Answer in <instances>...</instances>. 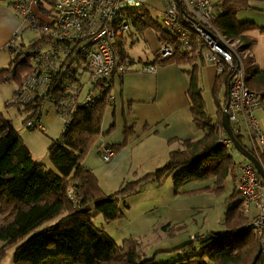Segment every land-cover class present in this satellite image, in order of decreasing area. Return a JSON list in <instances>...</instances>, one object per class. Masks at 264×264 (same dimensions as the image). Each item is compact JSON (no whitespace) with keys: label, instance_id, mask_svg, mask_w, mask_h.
Listing matches in <instances>:
<instances>
[{"label":"trees","instance_id":"16d2710c","mask_svg":"<svg viewBox=\"0 0 264 264\" xmlns=\"http://www.w3.org/2000/svg\"><path fill=\"white\" fill-rule=\"evenodd\" d=\"M214 6L217 12L212 26L229 38L240 39L243 49L250 51L253 44L246 33L256 28L263 32L264 27H257L253 21L236 20L237 12L253 9L248 1L220 0ZM128 16L137 32L148 28L155 33L159 44H169L173 49L168 58L156 64L152 61L141 70L149 65L179 66L198 61L194 55L195 37L187 36L186 44L182 33L161 23L156 25L146 14L133 11L126 13ZM84 41L64 43L61 56L44 60L39 47L52 44V40L42 35L30 47L23 45L18 51L9 50L11 65L0 71V83L11 81L18 86L14 93L17 102L11 105L22 106L28 114L25 119L28 129L38 128L41 104L45 100H50L56 114L64 119L60 138L47 151L48 168L33 159L12 121L0 111V242L3 243L0 251L14 248V264H156L153 258L146 257L136 241L126 240L121 247L117 246L105 230L94 225L93 219L101 216L109 223L122 217L120 200L125 193L128 196L137 192L143 182L161 184L169 177L176 185L211 181L212 192L224 191V181L233 174L235 163L233 146L229 152L220 143L225 133L220 116L227 103L233 72L225 69L216 75L212 94L218 119L214 122L206 111L194 67L186 71L190 79L186 96L192 123L204 135L197 141H183L182 149L172 151L157 173L147 174L128 189L107 195L85 160L103 137L102 123L106 108L113 103L108 102L113 85L106 79L91 82L84 64L87 48ZM116 42L120 59L130 68L133 62L127 57L125 37ZM245 64L247 88L264 100V68L255 65L252 58L246 59ZM85 75L87 88L82 78ZM223 85L226 92L220 100ZM88 95L93 96V103H83ZM236 138L244 146L240 136ZM112 148L116 152L121 149ZM239 196L235 187L229 199L236 200ZM246 215L244 201L228 208L222 219L223 233L194 235L187 245L176 248L173 252L176 259L169 264H252L264 243V232L254 228ZM255 264H264V251Z\"/></svg>","mask_w":264,"mask_h":264},{"label":"crops","instance_id":"0c3cea01","mask_svg":"<svg viewBox=\"0 0 264 264\" xmlns=\"http://www.w3.org/2000/svg\"><path fill=\"white\" fill-rule=\"evenodd\" d=\"M5 1L7 0H0V71L7 69L11 65L12 55L8 44L14 40L16 46H23V43H25L23 42V33L30 29L29 21L14 6L17 0H14L15 2L7 1L9 4L4 3ZM247 1L253 9L251 11L246 9L245 13L254 14L255 17L251 21L257 27H264V0ZM40 6L43 7V3ZM246 36L253 44L250 48V57L255 65L263 68L264 31L262 32L256 28L248 31ZM50 45L43 44L41 48L48 49ZM156 54L157 50L151 58L139 59L138 63L127 55L128 59H132L133 66L128 69L123 78L116 79L113 83L111 91L113 103L106 108L104 114L102 123L103 137L95 143L85 160L86 167L94 175L98 176L99 173H104L99 175L104 176L106 173L117 168L129 156L130 151L134 149H141L140 152H148L146 154L150 155L147 157V164H150V167L159 169L168 160V155L181 147L183 141H197L202 138L204 134L200 130H197L192 123L190 106L186 96L190 80L186 71L191 70L192 67L195 69L198 85L202 90L205 108L206 103L203 91L206 87L210 88L214 112L209 113L206 111L214 122L217 121V105L212 94L216 75L212 65H207V63L198 60L191 65H161L152 73L142 71L141 68L143 66L154 61ZM79 73L82 74L81 71ZM87 75L89 76V72H87ZM202 83H206L207 86L202 88ZM2 86L9 89L11 93L9 98H3L1 94ZM17 87L11 81L4 82L3 84L0 83V96L2 97L0 102L3 103L0 105V111L6 119L11 120L8 115L16 110L17 114L21 117L22 123L19 125L13 124L15 129L29 149L33 159L49 168L47 151L52 143L60 138L64 129V119L56 114L50 100H45L41 104L38 128L28 129V124H25L28 114L23 110L22 106L11 105V102H17L16 98H14ZM85 87L87 88L86 85ZM222 98L223 96L220 94L219 99L222 100ZM14 106L21 110L23 114L18 113V109H14ZM225 134L222 136L226 137ZM234 135L236 136L235 133ZM241 140L243 142L244 139L242 138ZM124 142L126 143L125 145L123 144ZM116 146L121 147L117 152L112 148ZM106 149L118 153L108 163H105L101 158ZM157 153H159V156ZM131 157H134V155L131 154ZM244 160L245 162L247 161L246 159ZM233 162L236 168L240 163H243L239 162V159L237 161L234 160V158ZM236 171L238 173L235 172V174H232L233 176L230 175L231 178H234L236 174L238 176V168ZM226 180L224 181V186ZM232 185L234 191L236 186L235 181H232ZM228 199L229 197L227 201H229ZM234 201L235 204L233 206L243 201V199L239 196ZM233 206L230 205L228 208ZM245 211L246 217L251 221L257 216L258 212L255 205L250 206ZM2 246L3 243L0 242V250ZM0 264H14V248L7 249L4 253L0 251Z\"/></svg>","mask_w":264,"mask_h":264},{"label":"built area","instance_id":"2783aa9c","mask_svg":"<svg viewBox=\"0 0 264 264\" xmlns=\"http://www.w3.org/2000/svg\"><path fill=\"white\" fill-rule=\"evenodd\" d=\"M146 0H49L52 3V19L49 23L39 22L31 7L44 4L45 0H17L16 8L29 21V28L38 29L48 36L52 44L48 49L39 47L43 59L58 58L65 50L64 43L82 39L86 43L84 64L89 70L92 83L107 80L111 85L128 72L115 46L118 38L125 37L131 27V19L126 17L129 8H143ZM165 10L161 24L167 29L182 33L183 41L188 44L187 36L195 37V57L212 65L216 75L225 69L232 71L229 81L226 114L231 129L240 138L246 149L259 162L264 170V133L261 131L255 112L264 111V100L246 85L248 74L245 61L250 51L243 49L238 38H229L212 26L216 9L211 0H162ZM128 9V10H127ZM129 14L133 11H129ZM181 21L184 23L183 26ZM9 50L18 51L15 41L9 44ZM169 44L160 43L157 59L163 61L172 54ZM155 65L143 68L152 73ZM45 79L43 80V82ZM93 103L88 95L83 103ZM247 142H246V141ZM220 143L227 149L231 145L227 137H220ZM229 151V150H228ZM230 152V151H229ZM113 151L106 149L103 159L107 162ZM240 179L236 186L244 201L245 209L255 205L257 216L251 225L260 233L264 232V182L253 164L244 161L237 166Z\"/></svg>","mask_w":264,"mask_h":264},{"label":"rangeland","instance_id":"374dc122","mask_svg":"<svg viewBox=\"0 0 264 264\" xmlns=\"http://www.w3.org/2000/svg\"><path fill=\"white\" fill-rule=\"evenodd\" d=\"M7 1L4 3L9 4ZM211 2L217 5L220 0H211ZM164 5L162 0H146L142 9H129V11L131 10V12L134 11L141 15L146 14L147 17L153 19L156 25L160 26L161 17L163 18L162 13L165 10ZM14 6L16 7L17 5L14 4ZM51 9L52 3L49 0H45L43 7L35 6L34 4L32 13L36 14V20L49 23L52 19ZM249 10L251 11V9ZM129 11H125V13ZM245 11L247 10L237 12L235 15L237 21L253 20L252 18L255 15L246 14ZM151 31L147 28L142 33H139L132 26L130 31L125 34V50L136 63L139 62V59L151 58L155 51L157 50L158 52L159 50L160 44L156 40L155 33ZM23 36V42H25L23 45L30 47L34 41L42 36V33L38 29L30 28L23 33ZM59 55L61 56L62 52L58 53V57ZM142 71L144 70L142 69ZM85 81V85L88 86L86 75L84 77ZM205 86H207L206 83H202V88ZM225 89L226 86L223 85V96L226 92ZM1 94L3 98L11 96L9 89L5 87L2 88ZM203 95L206 110L209 113H213L214 109L209 87L205 88ZM1 99L2 97L0 96ZM3 100L5 101V99ZM108 102L111 104L112 96L109 97ZM2 104L0 102V105ZM14 109L18 108L14 106ZM17 111L23 114L21 110L18 109ZM8 117L14 125L22 123L21 117L17 114L16 110L11 112ZM256 118L261 131L264 133L263 109L256 112ZM231 147L230 145L226 149L231 151ZM179 149L181 150L182 147ZM135 150L130 151L125 161H122L123 163L109 173H106L104 176H99L104 173H99L98 176L95 174L98 184L105 194L113 195L121 190L128 189L133 182H136L147 174L157 173L168 162L167 160L159 169H155L150 167V164H147V157L150 155L146 154L148 152H140L141 149ZM117 154L113 151L112 156L109 158L110 160L107 162L103 159L104 155L101 158L105 163H108ZM131 154L134 157H131ZM232 154L234 160L237 161L239 159V162L245 161L235 150ZM234 167L233 173H238L236 166ZM239 179L240 174L238 176L236 174L234 178L229 176L225 182V191L219 193L211 191L214 188L211 181H193L176 185L172 177H169L161 184L157 182H143L139 185L137 192L128 196H126L128 193H125V197L120 200L122 217L106 223L99 216L93 219V223L97 228L105 230L117 246L121 247L126 240L136 241L140 245L141 251L144 252L147 258H153L154 263L169 264L176 259V254L173 253L176 251V248H182L187 245L194 235H202L206 232H216L218 234L224 232L221 225L222 217L227 208L235 204L232 197L229 201H227V198L230 197L229 195L233 191L232 181H235V184H237Z\"/></svg>","mask_w":264,"mask_h":264},{"label":"water","instance_id":"95a60500","mask_svg":"<svg viewBox=\"0 0 264 264\" xmlns=\"http://www.w3.org/2000/svg\"><path fill=\"white\" fill-rule=\"evenodd\" d=\"M227 106H225L221 113L220 123L222 129L225 131L226 135L228 136L229 140L232 143L233 148L247 161H249L253 166L255 167L258 174L262 177L264 180V171L262 167L260 166L259 162L252 156V154L244 147L242 144L238 141L236 136L234 135L227 118L226 114ZM264 251V243L260 246L258 249L252 264H255L260 257L261 253Z\"/></svg>","mask_w":264,"mask_h":264},{"label":"bare ground","instance_id":"6f19581e","mask_svg":"<svg viewBox=\"0 0 264 264\" xmlns=\"http://www.w3.org/2000/svg\"><path fill=\"white\" fill-rule=\"evenodd\" d=\"M139 19H140V18H139ZM141 19H142V18H141ZM141 19H140V20H141ZM154 61H155L154 64H156V63L159 62V60L157 59V54H156V57H155Z\"/></svg>","mask_w":264,"mask_h":264}]
</instances>
